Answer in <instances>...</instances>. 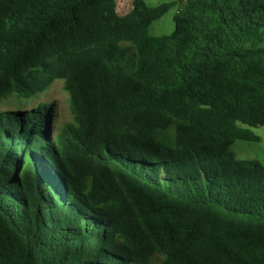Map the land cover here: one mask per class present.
<instances>
[{"label":"trees","instance_id":"obj_1","mask_svg":"<svg viewBox=\"0 0 264 264\" xmlns=\"http://www.w3.org/2000/svg\"><path fill=\"white\" fill-rule=\"evenodd\" d=\"M58 78L74 123L0 111V264H264V0H0V100Z\"/></svg>","mask_w":264,"mask_h":264},{"label":"rangeland","instance_id":"obj_2","mask_svg":"<svg viewBox=\"0 0 264 264\" xmlns=\"http://www.w3.org/2000/svg\"><path fill=\"white\" fill-rule=\"evenodd\" d=\"M145 1L149 5L157 6L172 0ZM132 7L133 0H117V9L121 15L128 13ZM178 9V5L171 7L167 13L152 23L150 32L154 35L170 34L175 28L174 16L178 12ZM16 98V95H12L8 99L0 100V111L30 108L38 101L53 102L54 117L52 120V130L58 131L67 124L75 122L71 106V95L65 88L64 80L61 78L56 79L44 92L34 96L32 101L27 102V100L22 98L21 103L25 104V107L20 106L21 103L16 102ZM251 129L260 137V140L236 139L232 144V149L239 158L259 159L264 163V125L255 126Z\"/></svg>","mask_w":264,"mask_h":264}]
</instances>
